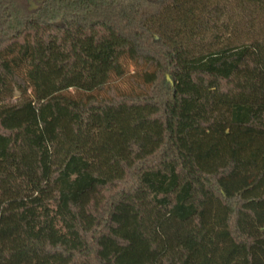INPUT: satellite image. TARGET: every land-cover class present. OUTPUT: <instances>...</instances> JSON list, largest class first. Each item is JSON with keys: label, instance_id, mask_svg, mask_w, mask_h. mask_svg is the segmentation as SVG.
Wrapping results in <instances>:
<instances>
[{"label": "trees", "instance_id": "16d2710c", "mask_svg": "<svg viewBox=\"0 0 264 264\" xmlns=\"http://www.w3.org/2000/svg\"><path fill=\"white\" fill-rule=\"evenodd\" d=\"M0 264H264V0H0Z\"/></svg>", "mask_w": 264, "mask_h": 264}, {"label": "rangeland", "instance_id": "374dc122", "mask_svg": "<svg viewBox=\"0 0 264 264\" xmlns=\"http://www.w3.org/2000/svg\"><path fill=\"white\" fill-rule=\"evenodd\" d=\"M16 1H18V3H20V5H22L24 8L28 10L30 8H33L34 10L38 8L42 0H16ZM127 68H128V74L126 75V77L112 80V84L115 85L120 92H130L132 89L135 88L129 76L135 71L136 67L134 64L128 63ZM127 229H128V226H127ZM146 254L147 252L144 249V247L139 246L136 249H134V251L131 252L129 260L130 261L141 260L144 256H146Z\"/></svg>", "mask_w": 264, "mask_h": 264}, {"label": "water", "instance_id": "95a60500", "mask_svg": "<svg viewBox=\"0 0 264 264\" xmlns=\"http://www.w3.org/2000/svg\"><path fill=\"white\" fill-rule=\"evenodd\" d=\"M30 10H33V8H30Z\"/></svg>", "mask_w": 264, "mask_h": 264}]
</instances>
